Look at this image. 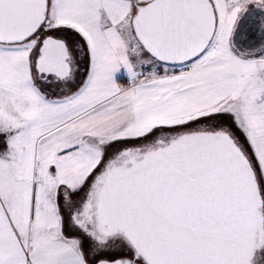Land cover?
I'll use <instances>...</instances> for the list:
<instances>
[{
  "label": "snow or ice",
  "instance_id": "6c2138e0",
  "mask_svg": "<svg viewBox=\"0 0 264 264\" xmlns=\"http://www.w3.org/2000/svg\"><path fill=\"white\" fill-rule=\"evenodd\" d=\"M0 264H264V0H0Z\"/></svg>",
  "mask_w": 264,
  "mask_h": 264
}]
</instances>
